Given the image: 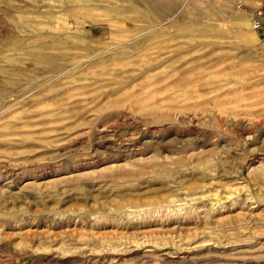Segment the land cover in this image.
<instances>
[{"label":"rangeland","instance_id":"rangeland-1","mask_svg":"<svg viewBox=\"0 0 264 264\" xmlns=\"http://www.w3.org/2000/svg\"><path fill=\"white\" fill-rule=\"evenodd\" d=\"M0 264H264L240 0H0Z\"/></svg>","mask_w":264,"mask_h":264},{"label":"crops","instance_id":"crops-1","mask_svg":"<svg viewBox=\"0 0 264 264\" xmlns=\"http://www.w3.org/2000/svg\"><path fill=\"white\" fill-rule=\"evenodd\" d=\"M240 5L243 10L247 11L253 20L256 16V9L262 7L264 5V0H240Z\"/></svg>","mask_w":264,"mask_h":264},{"label":"built area","instance_id":"built-area-1","mask_svg":"<svg viewBox=\"0 0 264 264\" xmlns=\"http://www.w3.org/2000/svg\"><path fill=\"white\" fill-rule=\"evenodd\" d=\"M256 16L252 20V28L255 31H264V5L255 12Z\"/></svg>","mask_w":264,"mask_h":264},{"label":"bare ground","instance_id":"bare-ground-1","mask_svg":"<svg viewBox=\"0 0 264 264\" xmlns=\"http://www.w3.org/2000/svg\"><path fill=\"white\" fill-rule=\"evenodd\" d=\"M160 199V198H159ZM151 200V199H150Z\"/></svg>","mask_w":264,"mask_h":264}]
</instances>
